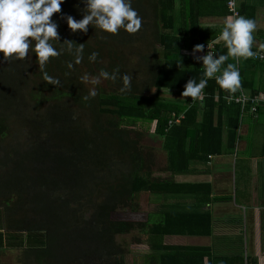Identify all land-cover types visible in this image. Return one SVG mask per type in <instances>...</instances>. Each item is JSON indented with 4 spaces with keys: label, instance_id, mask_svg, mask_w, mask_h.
<instances>
[{
    "label": "trees",
    "instance_id": "1",
    "mask_svg": "<svg viewBox=\"0 0 264 264\" xmlns=\"http://www.w3.org/2000/svg\"><path fill=\"white\" fill-rule=\"evenodd\" d=\"M132 7L142 19L134 34L91 25L87 33H72L62 16L82 18L84 4L64 0L61 13L53 14L61 40L54 46L62 51L43 70L59 85L43 80L34 53L24 60H4L0 53V253L20 251L18 264H127L117 236L137 230L160 264H180L193 252L203 264L209 256L208 247L164 244L167 235H209L213 217L205 206L220 199L209 183L175 177L225 151L224 132L239 128L241 108L226 102L228 92L214 78L204 102L162 96L164 88L182 93L190 78L199 82L202 62L183 52L186 44L171 32L174 0H132ZM238 10L248 12L245 4ZM65 39L73 41L72 53ZM77 43L84 44L79 64ZM92 52L98 56L90 62ZM219 54H227L224 43ZM227 63L236 60L229 57L221 67ZM238 68L252 97L264 93V60L249 58ZM102 69H118L116 78L102 77L106 86L89 96L81 77H99ZM170 119L179 122L169 125ZM153 121L164 153L145 142ZM143 192L160 199L153 219L114 218L119 210L138 211ZM169 198L178 202L163 206Z\"/></svg>",
    "mask_w": 264,
    "mask_h": 264
},
{
    "label": "crops",
    "instance_id": "2",
    "mask_svg": "<svg viewBox=\"0 0 264 264\" xmlns=\"http://www.w3.org/2000/svg\"><path fill=\"white\" fill-rule=\"evenodd\" d=\"M225 2L174 0L176 9L172 16L175 27L171 32H175L182 39L181 43L186 44L183 52L190 55L195 44L204 45L209 38L224 43L218 37L219 26L228 17ZM238 3L248 8L247 14L241 16L256 22L252 49L263 50L264 0H238ZM209 24L218 27L212 29L206 26ZM240 64L237 66L240 67ZM162 90L170 91V100L185 102L187 99L175 90ZM259 95L264 97L263 92ZM154 122L156 126V121L152 124ZM224 141L225 151L222 154L211 155L206 164H193L194 171L189 175L175 177L178 182L209 183L212 197L220 198L205 206L213 217L210 234L167 235L164 244L208 247L209 256L204 257L203 264H264V112L256 116L246 113L241 118L239 128L225 130ZM233 194H237L236 199L232 198ZM176 202L178 199L169 198L163 206ZM155 213L154 210L152 214ZM143 255L144 264H160L158 259H150L148 245ZM200 255V252H193L189 256L185 254V260L180 264H198ZM10 257L11 250L0 253V264H11L13 260H9ZM17 258L13 264H18ZM141 261L143 264V257Z\"/></svg>",
    "mask_w": 264,
    "mask_h": 264
},
{
    "label": "clouds",
    "instance_id": "3",
    "mask_svg": "<svg viewBox=\"0 0 264 264\" xmlns=\"http://www.w3.org/2000/svg\"><path fill=\"white\" fill-rule=\"evenodd\" d=\"M63 3L64 0H0V53L3 54V59L24 60L34 53L36 63L43 72V80L53 85H59L60 80L43 70L50 58L57 57L62 51L54 46V42L61 40L57 30L58 23L53 19V14L61 13ZM82 3L84 4L82 18L76 19L69 14L62 16L72 33L77 30L87 33L89 25L112 35L118 34L120 30L134 34L141 29L142 19L132 7V0H82ZM206 26L212 29L218 27L215 24ZM219 27L218 40L224 42L227 54L213 53L210 50L211 46L207 45L209 51L206 54L196 55L197 52L204 50L205 44H195L190 55L197 62H202L203 78L199 82L190 78L181 93L183 97H191L193 101L199 99L207 86L208 79L212 78L221 89L229 93L237 92L241 87L237 64L227 63L225 67L221 66L225 65L229 57L234 58L238 63L240 60L258 56V52L252 50L253 33L256 30V22L253 19L229 16ZM63 42L66 43L67 50L72 53L73 41L65 39ZM83 47V43H77L75 47L76 64L81 62ZM97 56V52H92L88 59L90 62L95 61ZM259 58L264 59V55H260ZM72 66L70 62L68 67ZM116 72L118 69H114L111 74L102 69L99 76L115 80ZM81 79L87 80V74ZM122 79L124 87L127 88L129 77L124 75ZM91 82L98 84L99 79H93ZM95 95L94 90L89 91V96ZM84 99L87 100L88 96Z\"/></svg>",
    "mask_w": 264,
    "mask_h": 264
},
{
    "label": "rangeland",
    "instance_id": "4",
    "mask_svg": "<svg viewBox=\"0 0 264 264\" xmlns=\"http://www.w3.org/2000/svg\"><path fill=\"white\" fill-rule=\"evenodd\" d=\"M93 79H99L98 84H93L91 81ZM87 83V86L95 90L97 86L105 87L106 83L105 80L102 77H90L87 80H85ZM155 91H152L151 93L153 94ZM164 97L170 98L169 95L171 94L170 91H163L161 93ZM142 124V122L138 123ZM155 122L152 124L150 123V128L149 131L146 134V139L145 142L148 146L152 147L154 150H156L157 153H161L162 151V141L161 138L158 137L155 133ZM164 153V152H163ZM237 194H233L232 198L236 199ZM139 203L140 207L138 211H131L130 209H123L116 211L113 215L115 219H128V220H134V221H140V220H147V218L151 216L152 212L155 210H158V203H160V199L158 200L157 198H154L153 195H150L149 193L143 192L140 197H139ZM154 204V205H153ZM141 238L142 243H137L135 242V238ZM146 236L142 235L139 233V231H133L130 234H125V235H118L117 236V241L124 246L127 252V264H133L135 262L136 264H141L142 263V254L147 248V243H146ZM16 252V253H13ZM20 255V251H11V256L9 260L11 261V264L14 263V259L16 256Z\"/></svg>",
    "mask_w": 264,
    "mask_h": 264
},
{
    "label": "built area",
    "instance_id": "5",
    "mask_svg": "<svg viewBox=\"0 0 264 264\" xmlns=\"http://www.w3.org/2000/svg\"><path fill=\"white\" fill-rule=\"evenodd\" d=\"M226 5H227V10H228V17L229 16H232V17L241 16V14L239 13V10H238V8H239L238 0H227ZM207 45L211 46L210 50L213 53L219 54L221 43L219 41L214 40V41H211V42L205 44L204 50L202 52H199L198 55H204L209 51V49L207 48ZM252 50L258 52V56L256 58H253V60H264V59L259 58L260 55H264V52L262 50H259V49H257V50L252 49ZM240 61L237 63L238 65L240 64ZM217 75H219V74L217 73ZM205 97H206V92H205V88H204L203 94L199 99L193 101L191 98V100L193 103L194 102H204ZM224 98L228 104L236 103V104L240 105L241 118L246 113H249L252 116H256L258 113L259 106L262 105V103L264 102V97L262 95L258 94L256 96L252 97L250 95V93L247 92V90H245L242 87V85L237 92H235V93H229L228 92L224 96ZM248 108H250V109L248 110ZM181 117H182V114L179 115V118H181ZM175 122H179V119H177L176 121H174V119H170L169 125H172Z\"/></svg>",
    "mask_w": 264,
    "mask_h": 264
}]
</instances>
